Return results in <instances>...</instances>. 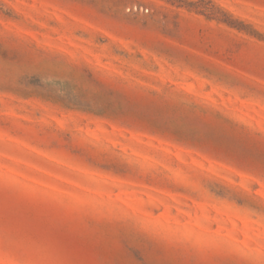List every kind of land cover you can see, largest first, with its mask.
Returning a JSON list of instances; mask_svg holds the SVG:
<instances>
[{
    "label": "rangeland",
    "instance_id": "1",
    "mask_svg": "<svg viewBox=\"0 0 264 264\" xmlns=\"http://www.w3.org/2000/svg\"><path fill=\"white\" fill-rule=\"evenodd\" d=\"M0 264H264V0H0Z\"/></svg>",
    "mask_w": 264,
    "mask_h": 264
}]
</instances>
